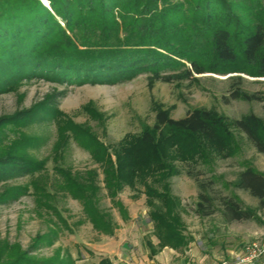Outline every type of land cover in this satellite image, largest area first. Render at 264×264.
<instances>
[{"label":"trees","instance_id":"obj_1","mask_svg":"<svg viewBox=\"0 0 264 264\" xmlns=\"http://www.w3.org/2000/svg\"><path fill=\"white\" fill-rule=\"evenodd\" d=\"M45 1L50 9L41 0H0V94L33 78L76 86L114 85L144 73L150 82L205 73L264 78V0ZM242 81L241 75L229 77L230 98L262 101L259 94L244 90ZM56 114L55 108L44 105L0 117V183L46 169L45 162L31 159L21 152L23 148L8 146L4 139L21 124ZM70 132L98 167L72 172L56 163L54 170L62 182L55 186L80 204L83 220L98 234L112 236L116 228L101 200L108 198L126 219L118 196L129 188L145 197L156 239L145 242L149 257L164 248L185 252L191 242L181 218L186 208L170 183L182 172L198 191L192 208L197 217L218 213L225 224L252 221L264 226L259 215L264 212L263 172L244 161L231 182L200 178L204 167L216 159L239 154L241 135L264 154V120L253 113L233 119L214 108H195L174 119L158 109L152 125L109 147L86 127L73 126ZM216 181L229 190L227 195L217 190ZM235 189L257 205H246ZM50 237L44 238L47 244H53ZM10 264H74V260L64 256L39 262L19 256Z\"/></svg>","mask_w":264,"mask_h":264},{"label":"rangeland","instance_id":"obj_2","mask_svg":"<svg viewBox=\"0 0 264 264\" xmlns=\"http://www.w3.org/2000/svg\"><path fill=\"white\" fill-rule=\"evenodd\" d=\"M236 75L243 78L241 87L259 94L262 101L231 99L229 77ZM147 77L144 73L114 85L81 86L33 78L22 82L14 91L0 94V117L37 110L44 105L57 111L55 116L46 115L17 126L4 139L8 146L16 144L23 148L21 152L31 159L45 162L46 169L32 177L0 183V264H10L19 256L39 262L67 256L74 264L105 261L107 264H236L247 244H264L263 225L252 221L225 224L218 213L204 219L197 217L192 208L198 191L184 172L172 177L170 183L172 193L186 208L181 218L185 232L191 237L190 247L183 253L164 248L153 258L149 257L145 242L150 238L156 243V239L152 236L143 194L129 188L119 194L126 219L108 198L101 200V207L113 216L116 224L114 234L104 236L83 220L80 204L69 193L57 190L55 185L62 179L54 170L56 163L72 172L98 167L83 143L70 132L73 126L86 127L109 147L127 134L138 133L144 125H152L158 109L168 111L174 119L195 108H214L228 118L253 113L264 120V78L205 73L172 82H150ZM241 138H238L237 156L216 159L204 167L200 178L215 177L231 182L244 161L264 173V154L258 153L242 135ZM99 176L101 179L100 173ZM216 182L217 190L227 195L229 190H224L220 181ZM232 191L246 205H257L247 193ZM259 215L264 221V212ZM49 235L53 244L44 240ZM255 264H264V255Z\"/></svg>","mask_w":264,"mask_h":264},{"label":"built area","instance_id":"obj_3","mask_svg":"<svg viewBox=\"0 0 264 264\" xmlns=\"http://www.w3.org/2000/svg\"><path fill=\"white\" fill-rule=\"evenodd\" d=\"M264 255V244L249 243L242 251L236 264H255Z\"/></svg>","mask_w":264,"mask_h":264},{"label":"water","instance_id":"obj_4","mask_svg":"<svg viewBox=\"0 0 264 264\" xmlns=\"http://www.w3.org/2000/svg\"><path fill=\"white\" fill-rule=\"evenodd\" d=\"M42 1V3L45 5V6H47L48 8H49V6H48V2L47 1H45V0H41ZM50 9V8H49Z\"/></svg>","mask_w":264,"mask_h":264},{"label":"crops","instance_id":"obj_5","mask_svg":"<svg viewBox=\"0 0 264 264\" xmlns=\"http://www.w3.org/2000/svg\"><path fill=\"white\" fill-rule=\"evenodd\" d=\"M191 244V243H190ZM190 244H189V247H190ZM189 249V248H188ZM173 251V250H172ZM175 252V251H174Z\"/></svg>","mask_w":264,"mask_h":264}]
</instances>
